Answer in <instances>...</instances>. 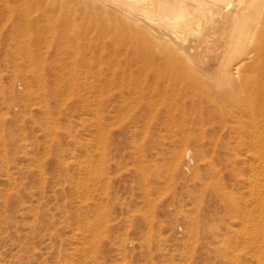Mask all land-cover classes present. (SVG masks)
<instances>
[{"label":"rangeland","instance_id":"1","mask_svg":"<svg viewBox=\"0 0 264 264\" xmlns=\"http://www.w3.org/2000/svg\"><path fill=\"white\" fill-rule=\"evenodd\" d=\"M27 5L0 14V35ZM14 33L18 42L0 43V264H264L262 148L155 136L151 120L144 133L142 107L98 105L107 94L88 76L80 93L73 78L47 74L73 67L74 46L65 61L29 59L27 45L54 51L51 35Z\"/></svg>","mask_w":264,"mask_h":264},{"label":"bare ground","instance_id":"2","mask_svg":"<svg viewBox=\"0 0 264 264\" xmlns=\"http://www.w3.org/2000/svg\"><path fill=\"white\" fill-rule=\"evenodd\" d=\"M23 3L29 12L23 10L25 18L12 22V33L22 26L35 30L32 39L38 42L47 32L46 46L54 45L45 54L27 45L29 59L65 61L73 49V67L52 65L49 76L73 78L80 93L87 85L82 77L88 76V89L107 94L98 105L142 107L138 119L144 133L151 120L155 136L230 137L234 153H251L255 146L264 152V0H0V14ZM50 14L54 18L48 21ZM12 33L0 35V43L18 42ZM176 122L182 133L172 129ZM191 154L188 150L186 156Z\"/></svg>","mask_w":264,"mask_h":264}]
</instances>
